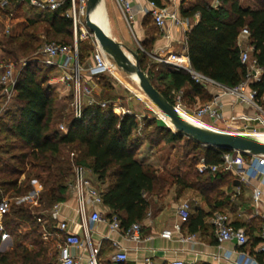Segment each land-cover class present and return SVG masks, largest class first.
<instances>
[{
  "label": "trees",
  "instance_id": "obj_1",
  "mask_svg": "<svg viewBox=\"0 0 264 264\" xmlns=\"http://www.w3.org/2000/svg\"><path fill=\"white\" fill-rule=\"evenodd\" d=\"M149 1L160 6V0ZM216 3L217 7H212L206 2H197L182 11L183 17H199L198 23L186 34V56L190 68L226 88L237 87L246 75L245 67L239 62L237 37L241 30L247 29L250 34L249 44L253 47L252 57L262 69L260 82L251 85V88L257 92V98L264 106V0H253L257 6L256 10L242 8L240 0H216ZM19 8L14 7L12 10L16 13ZM36 15L37 19L31 24H45L49 34L60 39L55 41V44L73 46L70 20L61 13H54L49 18H43L38 13ZM34 38L28 28H25L21 36L10 37L1 45L3 55L0 58L15 61L31 57L40 47L25 54ZM86 48L87 45L78 42L80 62L88 55ZM137 55L141 70L172 106L175 107V97L180 93L190 99L206 100L205 104L212 100L211 95L196 85L186 71L165 65L158 70L154 67L148 68L146 56L143 53ZM51 70L35 63L29 64L18 78L14 101L0 120V134L5 136V145L0 148V152L2 151L3 156H10L9 161L14 162L11 164L8 160L0 159L2 190L6 194L11 192L15 197L26 194L28 187L17 188V183L24 169L29 166L30 171L34 172L35 180L46 189L45 194L52 209L54 205L66 201L68 186L74 178L73 167H83L92 172L93 182L99 189L108 182L107 188L101 189L102 206L108 209L111 215L117 216L122 229L125 230L134 223H141L147 215L150 200L165 191L168 181L159 176L154 167L143 164L136 158L140 148L139 138L134 137L139 128L138 119L135 116L115 115L112 112V103L115 102V99L110 97L112 89L106 78L97 77L95 82L102 89L98 101L106 103V108L101 109L97 105L85 106L79 120L73 118L72 112L65 118L64 110H61L66 133H60L56 127L59 119L56 96L48 86ZM114 111L119 112L117 108ZM142 124L144 129L154 124L161 140L166 144L174 145L188 138L160 123L149 110ZM8 140L11 142L6 143ZM187 140L191 152L200 151L206 165L221 164L225 151L204 147L190 138ZM75 150L80 152L82 161L70 165L69 153ZM12 152H17L18 155L11 157ZM195 158L192 157L187 165H184L186 170L180 176L170 178L171 184L179 191L193 190L205 202L208 213L197 210L195 217L192 219L190 213L187 220L188 222L192 219L196 226L201 227L205 218H211L215 213H224V209L229 207L231 202L228 195L237 186V179L231 173L223 171L214 175L208 172L199 174L198 161ZM84 161H88V164ZM19 223L28 224L34 229L31 235H35V230L39 227L29 209L12 207L9 213L4 214L3 228L15 239L20 237L16 234ZM243 226L237 225L235 228ZM248 227L251 232L258 231V226ZM28 236L30 235L16 240L9 253L0 255V264H51L46 256L47 247L40 241L41 234L37 235V240L30 243L32 249H28L20 241L26 240ZM247 238L245 249L253 254L258 237L251 240L247 235ZM256 258L261 260L259 255H256Z\"/></svg>",
  "mask_w": 264,
  "mask_h": 264
},
{
  "label": "built area",
  "instance_id": "obj_2",
  "mask_svg": "<svg viewBox=\"0 0 264 264\" xmlns=\"http://www.w3.org/2000/svg\"><path fill=\"white\" fill-rule=\"evenodd\" d=\"M88 0H0V31L4 38L12 37L15 27L18 25L15 18L14 7L26 6L29 9H35L45 12L61 13L63 17L70 20L73 31V46L66 47L55 43L42 44L29 58H19L15 61L0 58V120L4 118L8 112L12 102L16 97V86L21 72L31 63L49 69H61L63 75L60 81L64 84L71 83L72 99L71 112L73 118L79 120L82 110L85 106L97 105L101 109L106 108V103L99 102L95 99L83 83L85 79H94L97 77H106L111 81L122 85L116 70L111 64L108 56L98 47L93 36L86 33L85 14ZM121 17L130 30L134 26V15L132 11V0H114ZM167 5L171 0H162ZM12 7V8H11ZM11 8V10L9 9ZM151 15L156 27L163 31L167 19H171L175 26L181 27L183 23L177 20L173 15H169L165 7H157L154 3H150ZM93 41L94 50L91 56V64L83 69L78 63V42L83 38ZM250 34L247 29L240 31L237 37V47L240 51L239 62L245 67L246 75L242 83L235 88H226L214 81L195 73L190 66L187 65L184 58L168 57L158 59V63L186 71L195 82L196 85L203 89H211L213 92L212 100L202 106H198L188 114L189 120L196 126L210 131L221 132L218 127L206 122V120H215L218 123L237 124L239 132L233 134H241L247 136H255L264 134V106L261 105L257 98V92L251 88V85L259 83L261 80L262 69L257 65L256 60L252 57L253 47L249 44ZM3 55L0 45V57ZM231 98L235 105H240L248 109L251 115L242 114L231 116L228 120L222 117V99ZM86 98V101H84ZM136 98L145 103L139 96ZM177 110H179L176 107ZM152 111V109H151ZM112 112H114L112 108ZM153 112V111H152ZM164 125L169 128L162 120ZM171 129V128H170ZM58 131L65 134V126L59 125ZM223 133V132H221ZM222 162L219 166H208L203 158L197 165L199 174L210 173L216 174L219 171L231 173L240 183H248L251 180H260L264 186V156H250L239 152H226L222 155ZM74 178L68 186V193L72 195L76 201L77 215L80 222L85 225L106 223L108 230L112 233H120L126 240L138 242L140 240V223H134L127 229H122L120 221L115 215H111L109 219H103L96 207L102 205L101 192L97 185L91 179L92 172L83 167H73ZM261 192L257 188L252 189V200L257 203L260 200ZM87 204L92 208L87 215ZM54 205L51 209V218L55 221L59 220L60 206ZM4 206V205H3ZM190 203L182 202L176 209V215L180 222L185 223L190 216ZM0 209V241L4 242L9 239V234L4 230L2 220L5 208ZM216 245L219 250L224 244H230L234 247L232 251H225L223 258L230 264H264V227L258 234V244L251 254L246 250L248 238L244 230L236 229L227 214L215 213L209 219ZM177 230L179 227H175ZM57 237L61 242L57 245L58 264H81L71 253L73 249L82 247L81 239L72 234L67 222H58L56 227ZM164 236L168 237V234ZM45 237V236H44ZM120 250V248L113 244ZM259 255L261 260L256 258ZM97 250L91 252L87 264H97ZM127 257L121 251H118L112 257L115 263L126 262ZM144 264H152L150 259H145ZM167 264H183L178 260H172Z\"/></svg>",
  "mask_w": 264,
  "mask_h": 264
},
{
  "label": "crops",
  "instance_id": "obj_3",
  "mask_svg": "<svg viewBox=\"0 0 264 264\" xmlns=\"http://www.w3.org/2000/svg\"><path fill=\"white\" fill-rule=\"evenodd\" d=\"M197 2H206L212 7H217L216 0H171L167 5H164L163 1L160 0V6H156L165 7L169 15H173L183 23V26L178 27L173 24L171 19H167L163 31L156 27L149 14L151 10L149 0H132L131 2L135 32L133 28L130 30L125 24L114 0H102L103 6L99 4L100 9L98 10L104 12L105 19L109 22H106L105 28L108 35L110 34L109 37L121 45L130 46L131 50L135 48L136 54L137 51H141L148 60L147 67H154L158 70L159 67L164 66L158 63V59L170 56L184 58L187 65L190 66L186 56V34L198 23L199 17L198 15L183 17L182 11L194 6ZM240 6L252 10L257 9L253 0H240ZM112 23H115L119 29L117 36H112ZM22 24L18 23L15 27L12 38L21 36L27 26H22ZM128 29L132 39L128 35ZM80 42H89L87 44L90 46L88 55H85L81 62L78 60L80 66L85 69L91 64L94 45L92 40L88 41L85 38ZM122 73L127 74L123 71ZM122 73L116 71L122 85L104 77L112 89L111 95L115 94L114 90L128 95L127 97H117L116 101L112 103V108L113 110L115 108L119 110L117 115L135 116L138 120L143 119L146 116L140 117L131 110L140 106L143 102L137 99L136 95L122 82L120 78ZM62 75L63 71L61 69H52L49 73L50 82L48 81V86L56 96L61 92L62 98L64 100L68 99L71 103L72 85L71 83H62L60 81ZM83 85L95 99L99 100L102 89L95 82V78L92 80L85 79ZM206 91L212 97L213 92L211 89ZM84 101H86V98ZM242 114L251 115V112L243 106L235 105L231 98L225 97L222 99V117L224 120ZM232 126H237V129L232 128ZM218 129L223 133L233 134L237 132L238 125L218 123ZM136 158L143 164L151 165L148 159H141L137 156ZM91 179L93 180V177ZM107 186L108 182L101 185V189L105 190ZM253 188H257L261 192L260 200L257 203L252 200ZM228 196L231 204L227 209H224V214L229 216L234 227L244 225L243 228L239 229L244 230L251 240L256 239L264 227V186L261 181L255 179L242 184L237 180V186ZM186 201L190 203L192 219L195 217L197 210L202 211L204 214L209 211L198 193L193 190L179 191L170 181L159 197L150 200L147 215L140 223V240L138 242L126 240L120 233L110 232L104 222L83 225L77 215L76 201L68 192L66 201L60 206V216L57 223L67 222L70 232L81 239L82 247L71 251L72 255L81 264L88 263L93 250H97V264H144L145 259H150L152 264H167L172 260L181 261L183 264H230L224 260L223 253L232 251L234 247L230 244H224L221 250L218 249L209 223L210 218H205L201 227L196 226L192 219L187 223L180 222L176 215V209L182 202ZM91 210L92 208L87 204V215ZM95 210L99 211L103 219H108L107 217L111 215L109 210L102 205L96 207ZM249 225L252 228L258 226V231L251 232ZM177 226L179 227L178 230L175 228ZM165 234L169 236L166 237ZM114 243L120 250L113 246ZM118 251L126 255V262L115 263L112 261V257Z\"/></svg>",
  "mask_w": 264,
  "mask_h": 264
},
{
  "label": "rangeland",
  "instance_id": "obj_4",
  "mask_svg": "<svg viewBox=\"0 0 264 264\" xmlns=\"http://www.w3.org/2000/svg\"><path fill=\"white\" fill-rule=\"evenodd\" d=\"M102 4V3H100ZM103 6V4H102ZM100 9L99 5L91 12L90 14V19L92 20V17L95 12ZM29 9L28 7L21 6L19 8V11H16L15 13V18L17 19L18 23H23L22 26H26L25 28H28V32L32 35H34V40L32 41V44L30 45V48L25 52L30 53L31 51L34 52L39 46H41L44 43L47 42H54L57 40H60L58 38H55L54 36L50 35L49 32L47 31V27L45 24H39L35 23L31 24L32 21H35L34 19L36 18V14H41L43 18H49L54 15V12H45V11H39ZM109 13L111 14V10L109 9ZM105 22H108L105 19ZM109 23V22H108ZM106 28V27H105ZM1 30V29H0ZM86 31V33L89 36V31L87 29H83V31ZM106 30V29H105ZM133 31L135 32V26H133ZM20 32V31H17ZM129 32V37L131 38V33L128 29ZM105 33L108 35L107 30ZM119 33V29L115 23H112V36H117ZM8 38H4L3 35L1 34L0 31V45L6 43ZM132 39V38H131ZM88 41H91L90 37H88ZM116 42V41H115ZM85 46L87 45L86 48V53L90 51V46L88 47L89 42H83ZM125 46L127 49L131 50L130 46ZM134 47V46H133ZM136 49L133 48L134 53ZM137 53L141 54V51H137ZM23 55V54H22ZM19 57H21L20 54H18ZM111 64L115 68L116 71L118 68L116 65L111 61ZM156 70V69H155ZM121 80L123 83L127 85V87L135 94L138 96L141 95L144 97L143 93L140 91L138 88L135 77L131 75H127L122 73L120 76ZM50 82V81H49ZM48 82V83H49ZM119 88V87H118ZM121 90V88H119ZM114 95H110V97L114 98L115 101L117 97H127L128 95L123 94L121 91L117 92L114 90ZM56 96V94H54ZM61 92L57 94L56 96V107L57 111L59 113V119H57V124L56 127L58 129L59 125H62L63 122H65L64 118L62 119V112L61 110H64L63 116L66 118L67 115L71 113V106H70V101L64 100L61 96ZM206 103V100H194L190 99L188 97H185L184 95H177L175 97V107L179 109V112L181 113L180 115L184 117L187 121L192 123L189 118L188 114H191L192 111L198 106H202ZM134 111L138 116H148V110L151 111V108H149L146 103H141L140 106L135 107L131 109ZM153 111V110H152ZM69 113V114H68ZM115 115V111L113 112ZM156 119L161 123L163 118L161 115H158L154 111L152 112ZM139 117V118H140ZM62 119V120H61ZM206 122L218 127V122L215 120H206ZM61 123V124H60ZM139 123V128L138 131L134 134V137L139 138V143H140V148L138 152L136 153L137 157H141V159H148L151 162V166L154 167L158 171V175L162 176L164 179H167L168 184L172 179L170 177H175V176H180L186 169L184 168V165L186 166L187 163L192 159V157H196L195 159L198 161L197 165L201 159V154L200 151L196 152H191V146H189L187 143L188 138H184L181 142L176 143L174 145L166 144L164 141L161 140L160 133L157 132L155 129V125L153 124L151 127L143 128L144 124L143 119L138 120ZM163 123V122H162ZM59 124V125H58ZM164 124V123H163ZM237 126H232V128H236ZM143 128V129H142ZM237 129V128H236ZM239 129V128H238ZM172 131H174L171 128ZM239 132V130H237ZM261 136H264L263 134H257L255 136H252L253 138H260ZM5 136L0 134V148H2L5 145L4 139ZM11 140L6 141V143H10ZM3 150V149H2ZM69 153V162L70 165H74L80 161H82V158L80 157V152L75 150V151H70ZM11 157L12 156H17V152H12L10 153ZM3 160H8L10 156H3L2 151L0 152V159ZM10 162V161H9ZM85 163L88 164V161H84ZM13 164L14 162H10ZM30 167H26L24 169L23 174L19 177L18 183H17V188L18 187H23L25 188L26 186L28 187V192L21 197H15L11 192L9 193H4L0 186V209H3L4 207L5 213H9L10 209L12 207H23L24 209H29L31 212V215L35 218V223L39 225V227L36 228V234L38 235L39 233L41 234L40 241L47 247V258L48 260L51 261V264H58V251H57V245L59 242H61L60 237H57L56 233V227H57V221H54L51 218V205L48 202V198L46 197V192L45 188L43 189L42 185L38 183L37 180L33 177L34 172L30 171ZM25 182H27L25 184ZM1 185V184H0ZM213 197V196H212ZM4 205V206H3ZM4 213V214H5ZM3 214V216H4ZM3 221V220H2ZM34 229H32L28 224H23L19 223V228L17 230V235L20 236L17 239L9 235V239L6 241L2 242L0 241V255L9 253L13 247L14 243L16 240H19L20 238L30 235L27 237L26 240H20L25 247L28 249H32L30 246V243L32 241L37 240V235H31V232ZM45 236V237H44Z\"/></svg>",
  "mask_w": 264,
  "mask_h": 264
},
{
  "label": "water",
  "instance_id": "obj_5",
  "mask_svg": "<svg viewBox=\"0 0 264 264\" xmlns=\"http://www.w3.org/2000/svg\"><path fill=\"white\" fill-rule=\"evenodd\" d=\"M102 0H88L85 14V27L93 36L98 47L123 72L137 77V86L148 102L169 120L172 129L194 142L209 148L225 152H239L250 156H264V143L252 136L221 133L203 129L189 123L180 115L179 110L172 106L150 83L147 75L141 70L139 57L133 51L107 36L94 25L89 16Z\"/></svg>",
  "mask_w": 264,
  "mask_h": 264
},
{
  "label": "bare ground",
  "instance_id": "obj_6",
  "mask_svg": "<svg viewBox=\"0 0 264 264\" xmlns=\"http://www.w3.org/2000/svg\"><path fill=\"white\" fill-rule=\"evenodd\" d=\"M89 19H90V16H89ZM90 21L96 25L97 27H99L104 33H105V27H106V22H105V15H104V12L102 10H98L97 12L94 13L93 17H92V20L90 19ZM106 34V33H105ZM107 35V34H106ZM135 79H136V84H137V77L136 75L132 74ZM138 96L146 103V105L151 108L155 113H157L158 115H161L149 102L148 100L139 95ZM180 113V112H179ZM181 114V113H180ZM161 117L163 118V121L165 122V124L169 127V128H172L170 123H169V120L167 118H165L164 116L161 115ZM185 117V116H184ZM183 117V119H185ZM186 120V119H185ZM187 121V120H186ZM189 122V121H188ZM190 123V122H189ZM264 135V134H263ZM255 140H257L258 142H261V143H264V136H261L260 138H254Z\"/></svg>",
  "mask_w": 264,
  "mask_h": 264
}]
</instances>
